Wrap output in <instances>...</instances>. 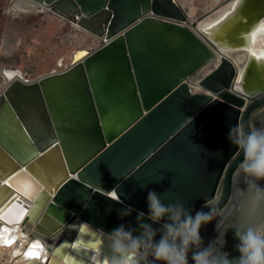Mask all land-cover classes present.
<instances>
[{
    "label": "water",
    "instance_id": "obj_1",
    "mask_svg": "<svg viewBox=\"0 0 264 264\" xmlns=\"http://www.w3.org/2000/svg\"><path fill=\"white\" fill-rule=\"evenodd\" d=\"M33 1L78 16L103 38L62 71L34 80L5 72L0 211L15 218L23 209L24 222L40 216L35 228L47 235L68 228L47 247L46 264H110L106 234L121 223L136 226L149 190L193 214L208 205L216 219H241L234 216L246 192L243 183L233 187L244 155L227 134L235 125L264 127V57L249 55L239 72L222 55L202 71L222 49L247 46L264 21V0H237L206 37L183 23L187 12L174 0ZM80 53L86 56L75 62ZM129 206L122 220L118 212Z\"/></svg>",
    "mask_w": 264,
    "mask_h": 264
},
{
    "label": "clouds",
    "instance_id": "obj_2",
    "mask_svg": "<svg viewBox=\"0 0 264 264\" xmlns=\"http://www.w3.org/2000/svg\"><path fill=\"white\" fill-rule=\"evenodd\" d=\"M227 139L243 151L239 171L247 178L246 211L243 218L231 223L216 219L210 206L192 213L182 201L164 203L161 194L147 193V212L136 216V226L119 224L107 233L112 249L110 264H264V127L252 125L229 128ZM131 206L118 215L123 220L132 214ZM215 222L216 236L206 246L202 226ZM159 225V227H154ZM238 241V257L223 251L229 230ZM159 236V239H157Z\"/></svg>",
    "mask_w": 264,
    "mask_h": 264
},
{
    "label": "rangeland",
    "instance_id": "obj_3",
    "mask_svg": "<svg viewBox=\"0 0 264 264\" xmlns=\"http://www.w3.org/2000/svg\"><path fill=\"white\" fill-rule=\"evenodd\" d=\"M221 1L175 0L187 12L189 25L206 14L205 18H210L214 11H209L218 8ZM99 41L50 10L21 6L18 0H0V90L8 81L4 72L9 69H17L26 80H34L54 70H64L71 65L77 49L93 47ZM210 69L208 65L202 74ZM0 250L3 261L5 253Z\"/></svg>",
    "mask_w": 264,
    "mask_h": 264
},
{
    "label": "bare ground",
    "instance_id": "obj_4",
    "mask_svg": "<svg viewBox=\"0 0 264 264\" xmlns=\"http://www.w3.org/2000/svg\"><path fill=\"white\" fill-rule=\"evenodd\" d=\"M215 1H218V0H215ZM222 1L220 3H222ZM236 1L237 0H232L226 4H220L218 8H215L214 10L209 11L210 13H212L213 11L214 12L212 13L211 17L208 19L205 18L207 15L206 14L200 20H196L195 22H193L195 24L192 23L191 25H189L187 20L183 23L188 25L193 31L200 33L202 36L206 37L205 34L209 32L211 27H213L215 23L220 21L229 11L233 9ZM18 2L21 4V6H24V5L38 6L46 11L50 10L46 6L41 5L33 0H18ZM73 17L75 16H72V18L70 19H66L65 17L63 18L69 21L71 25L75 26L76 28L81 29L82 27L79 25V17L76 16L75 19ZM98 38L100 42L103 39L100 37ZM88 48H91V47L88 46ZM88 48H85V49H88ZM79 50H84V49H77L74 54H76V52ZM221 53H222L221 55L217 54L216 60L211 65H209L210 68L218 64L222 55H226V57H228L231 61H233L238 66L239 72L242 69L241 68L242 64L244 63L245 59L249 55L254 54L256 55V57H259V56L264 57V21H262L258 26H256L249 33L248 43L246 47H244L243 49L237 52L236 51H226L222 49ZM85 56L86 55H84L83 53H80L77 56V59L75 60V62L81 61ZM5 72H8V71H5ZM7 79L8 81L6 82L4 87L9 82L10 77H7ZM11 79H14V77H12ZM197 81L198 80L196 78H193L190 80V83H189L191 87L195 90L199 89V87L197 86ZM238 81H239V76L237 77L236 82H235V86H234L235 89H238ZM2 89L0 90V92L2 91ZM246 181L241 191H244L243 189H245L244 187L246 186ZM30 205H32V202ZM246 207H247V204L244 203L243 208L241 209L240 213L238 212L237 214H235L234 218H237V217L243 218V214L246 211ZM39 217L33 220H26V222H24V219L26 218V213H25L23 218L19 220V222L17 223H7L5 221H0V249H2L3 252L5 253L4 259L3 261H0V264H22L26 261L31 260L28 256L25 255V253L29 250L30 246H32L33 244H38L41 246L39 248V251L41 252V259L38 261L41 264H46L47 259L50 256V251L47 247L48 246L52 247L61 236L68 233V228H66L65 226H62L55 233L47 235L46 233L35 228V225ZM6 239H11L14 241V243L8 246L4 243ZM22 241H26L29 247L27 248V246L25 247L19 246V243H21Z\"/></svg>",
    "mask_w": 264,
    "mask_h": 264
},
{
    "label": "flooded vegetation",
    "instance_id": "obj_5",
    "mask_svg": "<svg viewBox=\"0 0 264 264\" xmlns=\"http://www.w3.org/2000/svg\"><path fill=\"white\" fill-rule=\"evenodd\" d=\"M247 180V178L244 176V174L243 173H241L239 176H237V179H236V181H234V184H235V187H233V190H234V188H236L237 187V185L239 184H241V183H243V186H244V184H245V181ZM262 184H261V183ZM263 180H261V181H258V184L261 186V187H264L263 185ZM234 186V185H233ZM245 188V187H244ZM245 190V189H244ZM244 192H246V191H244ZM233 193H231V195H232ZM246 195V194H245ZM246 199H244V201H243V204L244 203H246V201H245ZM243 207H240V209H242ZM233 209V208H232ZM239 213H240V211H239ZM237 214V213H236ZM229 215H231L230 213H228V214H226L225 216H224V221H225V223H231V221H229ZM225 217H226V219H225ZM238 218V217H237ZM215 220L213 221V222H211V223H209L207 226H206V228H205V230H204V232L202 233V238H203V240H204V243H205V246L211 241V240H213L214 238H215V236H216V232H215ZM233 235H234V231L233 230H229L228 231V233L226 234V237H225V239H226V241H227V243H226V245H225V247H224V249H223V251H225V252H228L229 254H230V258L231 257H238L239 256V253H238V251L235 249V247L233 246V239H232V237H233Z\"/></svg>",
    "mask_w": 264,
    "mask_h": 264
},
{
    "label": "snow or ice",
    "instance_id": "obj_6",
    "mask_svg": "<svg viewBox=\"0 0 264 264\" xmlns=\"http://www.w3.org/2000/svg\"><path fill=\"white\" fill-rule=\"evenodd\" d=\"M4 183L8 184V181L5 180ZM13 211H16V209L14 208ZM23 215H24L23 209L16 211L15 218H13L9 213L0 211V221H5L7 223H17L19 222V220L23 218ZM4 243L10 246L12 243H14V241L11 239H6ZM40 247L41 246L38 244H33L32 246H30L29 250L25 253V255L32 260H40L41 259V252L39 251ZM73 247H75V245H73Z\"/></svg>",
    "mask_w": 264,
    "mask_h": 264
},
{
    "label": "built area",
    "instance_id": "obj_7",
    "mask_svg": "<svg viewBox=\"0 0 264 264\" xmlns=\"http://www.w3.org/2000/svg\"><path fill=\"white\" fill-rule=\"evenodd\" d=\"M54 71H56V70H54ZM19 246H23V247L27 246V248L29 247L28 243L26 241H22L21 243H19Z\"/></svg>",
    "mask_w": 264,
    "mask_h": 264
}]
</instances>
